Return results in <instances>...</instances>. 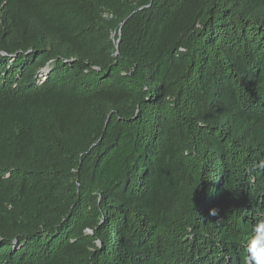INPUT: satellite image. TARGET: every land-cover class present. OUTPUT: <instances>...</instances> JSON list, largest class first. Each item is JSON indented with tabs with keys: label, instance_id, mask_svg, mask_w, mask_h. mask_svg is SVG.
Wrapping results in <instances>:
<instances>
[{
	"label": "trees",
	"instance_id": "trees-1",
	"mask_svg": "<svg viewBox=\"0 0 264 264\" xmlns=\"http://www.w3.org/2000/svg\"><path fill=\"white\" fill-rule=\"evenodd\" d=\"M260 220L264 0H0V264H249Z\"/></svg>",
	"mask_w": 264,
	"mask_h": 264
},
{
	"label": "clouds",
	"instance_id": "clouds-1",
	"mask_svg": "<svg viewBox=\"0 0 264 264\" xmlns=\"http://www.w3.org/2000/svg\"><path fill=\"white\" fill-rule=\"evenodd\" d=\"M210 214H215L214 210ZM249 264H264V220H260L253 229L247 242Z\"/></svg>",
	"mask_w": 264,
	"mask_h": 264
},
{
	"label": "rangeland",
	"instance_id": "rangeland-1",
	"mask_svg": "<svg viewBox=\"0 0 264 264\" xmlns=\"http://www.w3.org/2000/svg\"><path fill=\"white\" fill-rule=\"evenodd\" d=\"M115 37H116V33H115V32H113V33H112V35H111V39H112V40H114V39H115Z\"/></svg>",
	"mask_w": 264,
	"mask_h": 264
},
{
	"label": "water",
	"instance_id": "water-1",
	"mask_svg": "<svg viewBox=\"0 0 264 264\" xmlns=\"http://www.w3.org/2000/svg\"><path fill=\"white\" fill-rule=\"evenodd\" d=\"M117 43H118V40H117Z\"/></svg>",
	"mask_w": 264,
	"mask_h": 264
}]
</instances>
